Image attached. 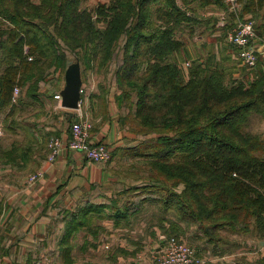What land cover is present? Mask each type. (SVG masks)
Returning a JSON list of instances; mask_svg holds the SVG:
<instances>
[{"label": "trees", "instance_id": "trees-1", "mask_svg": "<svg viewBox=\"0 0 264 264\" xmlns=\"http://www.w3.org/2000/svg\"><path fill=\"white\" fill-rule=\"evenodd\" d=\"M85 1L0 0V113L27 109L28 99L41 107L39 81L64 72L69 54L86 69L104 66L123 41L115 73L128 77L137 101L120 122L127 125L130 117L134 130L148 136L113 152L112 158L128 151L142 159L126 168L139 175L133 179L140 184L132 189L158 202L162 221L169 223L164 232L190 236L199 255L234 249L223 228L264 237V138L246 129L253 115L264 114V75L246 86L233 78L236 68L227 56L218 60L212 53L188 67L179 57L183 35L214 21L195 14L191 4L211 0H103L94 8L82 6ZM240 3L263 35L264 0ZM17 84L24 93L14 98ZM120 88L119 107L125 97ZM24 152H30L27 144ZM170 212L176 218L164 215ZM244 259V264L254 262Z\"/></svg>", "mask_w": 264, "mask_h": 264}, {"label": "crops", "instance_id": "crops-1", "mask_svg": "<svg viewBox=\"0 0 264 264\" xmlns=\"http://www.w3.org/2000/svg\"><path fill=\"white\" fill-rule=\"evenodd\" d=\"M179 2L183 4L182 0ZM197 2L191 5L208 6L207 17L224 14L213 7L222 6L215 0ZM247 15L244 18L251 16ZM213 20L199 26L193 35L194 42L198 40V44H207L208 48L218 47L224 38V28ZM223 45L229 48L228 43ZM212 53L218 60L227 56L232 63L240 61L237 48L236 52L208 50L187 58L184 66L188 67L185 64L192 60L203 61ZM260 55L259 67L253 72L244 70V77L235 71L233 78L242 79L246 86L257 81L264 75V51ZM27 101L28 107L37 104L33 99ZM42 101L50 107L44 98ZM116 108L110 102V116L94 113L91 117L92 140L106 143L112 150L125 145L128 135L114 120ZM26 110L19 106L12 116L8 115L9 109L0 113V264H36L38 260L45 264H156L152 248L157 249L165 241L164 227L169 225L166 219L162 221V206L146 199L143 190L132 189L140 183L122 174V166L114 160L116 156L109 162H95L80 151L68 149L56 161L45 163L47 138L42 136L44 128H41L45 126L44 119L35 116V110L30 117ZM53 110L58 112L55 104ZM62 111L69 114V110ZM27 142L30 152L25 155ZM43 143L44 147L38 148ZM39 169L45 175L35 184H28L27 176ZM148 201L153 204V210ZM164 215L168 217L169 213ZM180 224L183 229L187 227L185 221ZM243 251L240 247L223 255H213L210 251L204 255L217 258L211 264H244ZM247 258L252 262L264 261L256 252L254 256L247 254Z\"/></svg>", "mask_w": 264, "mask_h": 264}, {"label": "rangeland", "instance_id": "rangeland-1", "mask_svg": "<svg viewBox=\"0 0 264 264\" xmlns=\"http://www.w3.org/2000/svg\"><path fill=\"white\" fill-rule=\"evenodd\" d=\"M34 1L38 2L40 0H34ZM100 1H103V0H87V1H85V4L82 6H88L90 8H94V6H96ZM228 2H229V4H228ZM218 3L221 4L222 6H213V7L215 8V10L217 12L223 11L224 14L223 13H216V14H213L211 18H213L219 22L220 28H224V33H223L224 38H222L221 42L218 43V47H212L211 46L210 48H208L207 44H202V45L198 44L197 43L198 40L196 42H194L195 41L194 36L197 33L187 32L186 34L183 35V37L185 36V39H184L185 50H182L180 52V56H179V57H183L182 60L183 59L186 60L187 58H191L194 55L196 56L197 53L199 54L202 51H204V52H207L208 50L215 51V52L216 51L217 52H223V50L226 51V48L224 47L223 44L224 43H228V44L230 43L229 34L232 32L234 27L237 25V22L239 20L243 19L245 17V15L243 12L242 5H239L240 0H237V5L233 9L231 7V4H230L231 2L229 0L221 1V3L220 2H218ZM194 7L195 8H193V11L195 14H197V15L200 14L203 16H205V14L208 15L207 14V12L209 11L208 6H194ZM229 8H231L230 11H229ZM229 13H230V15H229ZM234 17L237 19L235 20ZM208 18H210V17H208ZM252 18L256 22V28H257V31L259 32L260 37H261L260 42H261V44L262 43L264 44V40H263L264 29H262L263 35L260 34V29L258 27L259 23L255 17H252ZM196 38H197V36H196ZM61 42L63 44L65 43L63 41H61ZM123 46H124L123 41L116 44V52H115L114 56L112 57V60H109L106 63V65H104V66H100L98 63H96V64H94L93 68L86 69L82 60L79 57H76V55L72 56L70 54H69L70 60L68 62V66L71 62H76V61H79L80 65H81L82 80H83L82 87H85V93H81V96L84 100L83 118H85V117L88 118L92 124V118L91 117L93 116L94 113H97L99 115H103L105 117L110 116L108 113V108H109L110 102H113V104L115 106H117L116 112L114 113V117H115L114 120L119 123V125L122 129H124L125 136L128 134L127 135V141H126L125 145H123L122 147H131V146L134 147L135 145L142 143L145 140H148L147 139L148 136H145L144 134H140L134 130L133 125H135V122L132 120V118L129 117L127 125H122V123L120 122L121 116L123 114H128L130 112L131 108L128 105L133 104V103L135 104V102L137 101V93H136L135 87L130 86L125 81L126 79H128V77H126L123 72L115 73L117 68L119 66H121V64H122V58H123L122 47ZM229 50L232 52H236V48L234 46H231ZM260 56H259V62L257 64V66L260 65L261 61H262V57H260ZM228 63L234 64V66L236 68V72H239L240 74H242L241 76H243V77H244V70H247V72H253L254 71L253 69H256V68H251V67L243 64L238 59H237V61H234L233 63H232V61L229 60ZM68 66H67V68H68ZM67 68H66V70H67ZM247 68H249V69H247ZM66 70H64V72L59 71L58 73H52V75H50L46 81H39L38 80L39 82H41L40 83V89H42V91H41L42 97L47 102V105H49L50 107H46V105H42L40 107L39 104L37 103L34 106H29L25 112L26 115L31 117L32 112L35 110L36 111L35 116H37L38 118H41V120L44 119L43 124L45 126L41 127V128H44V130L42 131L43 132L42 136L45 137V139L47 138V140H48V138H51V136H54V135H63L65 137H69L70 130H71V124H72L73 120H75L76 113L78 112V111L73 109L75 112L73 116H70L69 114L65 113L62 110H70V109L60 107L58 104L59 101L55 98V95L61 92V90H62L61 86L63 85V87H64V85L66 83V79H65ZM122 71H123V69H122ZM120 80H121V83H119ZM118 87L122 88L123 95L125 96L124 97V104L121 107H119L115 101V95L118 93V89H119ZM121 88H120V90H121ZM45 90H47L48 92L45 93ZM23 93H24L23 89L21 88V86L19 84H17L14 88V94H13L14 98L21 97V95ZM98 96H99V99H98ZM53 104H55V108L58 110V112H55L53 110ZM90 114H91V116H90ZM68 115H69V117H68ZM1 119L2 118L0 117V120ZM47 120H48V122H47ZM51 124H54V126L49 127ZM46 127H49V129H46ZM246 129L250 133L259 134L262 138H264V114L253 115L250 118V120L246 126ZM170 133H171V131H170ZM164 135H168V134L164 133ZM47 142H46V144H47ZM24 144H27L29 146V142L24 143ZM44 145L45 144L43 143L38 148L41 149L42 147H44ZM110 147L112 148V146H110ZM118 148L119 147H117L116 149H118ZM115 150L113 149L112 151L114 152ZM47 152H48V149H47ZM114 160L117 162L118 165L122 166L121 171H122L123 175L130 177L131 179L134 178V176H139V175H135V173L134 174L132 173V171L135 172L133 169L132 170L130 169V171L128 169H125V168L130 167L132 165V163L138 162V161L141 162V160H142L141 158L134 157L132 152L128 153V151H126L123 154L122 153L117 154V156L114 158ZM47 162H49V161L47 160V155H46L45 163H47ZM33 172H36V171H33ZM28 176H27V178H28ZM147 204L150 206V209L153 210V207H151V206H153V204L149 201ZM148 211L149 210L146 209V212H148ZM168 217L175 218L174 215L171 214V212L169 213ZM221 232H222V235L227 237L229 242H232L231 245L233 246V248H235V250L240 248V247L243 248L244 258H246L247 254L254 256V252H256V255H258V253H260L261 256L263 257L261 259H264V245L261 246V243L264 244V237H261L256 231L251 233V232L244 231V230L243 231H241V230L234 231L231 228H229V229L223 228ZM164 236H165V240L168 237L176 236L177 238L186 241L191 246H193L195 249H197V247L195 246V242L188 235L183 234V236H177V235H170L169 236L167 234H164ZM153 249H155V248H152V250ZM230 250H232L231 246H230ZM254 262H253V264H264V261H262L263 263H261L259 261V259L256 260L255 263Z\"/></svg>", "mask_w": 264, "mask_h": 264}, {"label": "built area", "instance_id": "built-area-1", "mask_svg": "<svg viewBox=\"0 0 264 264\" xmlns=\"http://www.w3.org/2000/svg\"><path fill=\"white\" fill-rule=\"evenodd\" d=\"M229 1L233 4V7L237 5V0ZM260 40L261 37L256 30L255 20L252 17L239 20L229 34V41L237 48L239 59L251 68H255L259 62ZM185 65H189V62ZM80 91L85 93V87L81 86ZM55 98L59 101V106L63 107L61 105V92L56 94ZM83 103L84 100L81 96L79 107L74 109L78 112L71 124L69 137L54 135L48 139L47 160L49 162L56 161L68 149L80 151L85 158L95 162H109L112 159L113 151L108 144L96 143L92 140V124L88 118H83ZM44 175V170L39 169L29 174L27 182L33 185ZM152 257L156 264H211L217 259L212 256L199 255L193 246L176 236L168 237L157 249H153ZM36 264H45V262L38 260Z\"/></svg>", "mask_w": 264, "mask_h": 264}, {"label": "water", "instance_id": "water-1", "mask_svg": "<svg viewBox=\"0 0 264 264\" xmlns=\"http://www.w3.org/2000/svg\"><path fill=\"white\" fill-rule=\"evenodd\" d=\"M264 47L261 48V52ZM66 83L61 90L62 102L61 105L70 109L68 112L70 116L74 115V110L79 107V100L81 98L82 71L79 61L71 62L65 74Z\"/></svg>", "mask_w": 264, "mask_h": 264}]
</instances>
